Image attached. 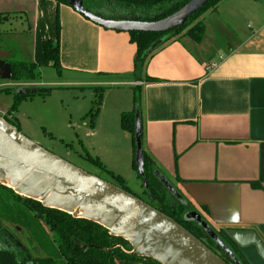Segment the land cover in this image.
<instances>
[{"label": "crops", "instance_id": "1", "mask_svg": "<svg viewBox=\"0 0 264 264\" xmlns=\"http://www.w3.org/2000/svg\"><path fill=\"white\" fill-rule=\"evenodd\" d=\"M0 13L27 19L30 60L39 66H49L42 43L54 39L57 17L65 82L54 84L102 90L88 134L107 148L98 154L105 168L123 181L134 171L132 140L119 117L132 111L137 91L150 170L167 175L211 227L250 230L264 244V0H222L204 15L199 43L183 36L156 47L137 71L128 33L96 26L67 5L0 0ZM218 58L215 69H205ZM122 134L129 140L120 155ZM238 249L248 264H264L254 246Z\"/></svg>", "mask_w": 264, "mask_h": 264}, {"label": "trees", "instance_id": "2", "mask_svg": "<svg viewBox=\"0 0 264 264\" xmlns=\"http://www.w3.org/2000/svg\"><path fill=\"white\" fill-rule=\"evenodd\" d=\"M54 1L67 5L64 0ZM188 1L190 0H82V6L92 14L104 19L156 22L178 11ZM221 1L209 0L198 11L188 17L184 25L165 33H128L130 43L136 47V71L137 67L140 69L152 55L155 49L150 52H148V49L157 41L160 42L157 46L159 47L185 36L193 42L199 43L204 35V15L213 12ZM8 18L9 14L0 13V24L6 22ZM42 50L45 62L60 75L57 17L55 37L54 39L44 40ZM0 60L10 65L12 73L10 81L13 83H30L39 76L34 63L17 60L14 53L10 49H3L1 44ZM98 90L101 91L98 102L101 106L102 90ZM3 93L13 94V104L7 111V117L4 121L19 132L12 117L17 104L28 98L45 96L49 91H37L23 87L20 90L16 88L13 91L6 89ZM95 112L94 115L90 116L91 128L94 125L98 110ZM137 113L140 117V97L139 93L134 91L132 111L123 113L120 116V127L130 134L133 151H135L134 126ZM88 160L101 168L114 182L113 185L130 193L122 178L106 170L97 158L93 160L88 157ZM132 167L136 173L134 153ZM143 170L144 176H137V178L142 180V196L145 197V200L130 194L178 223L225 263L230 264L229 257L215 245L196 223L184 220L183 216L187 211L184 201H179L168 195L166 188L157 180L154 171L150 170L147 165L144 153ZM143 180H145L146 186H144ZM1 221L22 229L41 256L32 258L27 255L26 250L8 232V229L1 227ZM212 229L231 249L241 264H248L238 247L226 234L227 229H215L213 227ZM0 239L3 243L0 246V264H158L151 259L136 256L132 253V249L127 242L110 236L108 231L101 226L84 219L73 218L59 210L44 208L39 202L18 196L11 189L2 185H0Z\"/></svg>", "mask_w": 264, "mask_h": 264}, {"label": "water", "instance_id": "3", "mask_svg": "<svg viewBox=\"0 0 264 264\" xmlns=\"http://www.w3.org/2000/svg\"><path fill=\"white\" fill-rule=\"evenodd\" d=\"M83 19L116 32L165 33L182 26L188 17L209 0H190L178 11L156 22L112 20L98 17L82 6V0H64ZM153 43L148 52L156 49ZM11 68L0 60V81H10ZM23 87H18L20 90ZM134 131L136 174L144 176L141 126L138 113ZM159 182L172 194H179L159 172ZM145 180H143L144 186ZM0 185L16 195L39 202L73 218L93 222L112 237L127 242L132 253L158 264H227L178 223L115 185L69 164L36 145L5 121L0 120ZM196 223L231 260L241 264L220 236L196 211L184 215ZM228 237L239 248L254 246L264 262V244L250 230L228 229Z\"/></svg>", "mask_w": 264, "mask_h": 264}, {"label": "rangeland", "instance_id": "4", "mask_svg": "<svg viewBox=\"0 0 264 264\" xmlns=\"http://www.w3.org/2000/svg\"><path fill=\"white\" fill-rule=\"evenodd\" d=\"M19 15L17 13L9 14L8 20L0 24V44L3 49H10L17 60L32 62L30 60L32 37L26 28L28 26L26 25L27 19L20 18ZM36 67L39 76L35 81H32V84L35 85L27 87L37 91L48 90L49 93L45 96H35L22 100L17 104L12 117L19 133L86 173L108 183H114L101 168L88 160V157L93 160L97 157L99 162L103 164L98 154L108 152L98 137H92L88 134L90 116L98 110L96 120L101 109L98 103L101 91L97 88H74L55 85V82H65L63 81L64 77L59 75L51 66L36 64ZM25 86L24 82L0 81V119H3V121L6 119L7 111L13 104V94H5L3 91L6 89L13 91L18 87ZM122 137L124 138H121L115 145L120 155H122V149L127 148V140H129V136L125 134H122ZM123 143H125V146L122 145ZM102 158L105 162L107 157ZM121 160L122 158L115 159L120 166L122 165ZM123 176L130 193L145 200V197L142 196V180L137 178L136 173L129 171V174ZM162 176L171 181L164 173ZM170 184L176 186L171 182ZM1 224V227L7 228L8 232L23 246L27 255L32 258L41 256L22 229L9 225L4 221H1ZM1 245H3L2 241H0Z\"/></svg>", "mask_w": 264, "mask_h": 264}, {"label": "flooded vegetation", "instance_id": "5", "mask_svg": "<svg viewBox=\"0 0 264 264\" xmlns=\"http://www.w3.org/2000/svg\"><path fill=\"white\" fill-rule=\"evenodd\" d=\"M156 177V176H155ZM158 180V179H157ZM159 181V180H158ZM167 193L169 196H172L173 198L179 200V201H184V205L187 207V211L184 213V215L190 211H195L188 203L187 201L178 193L177 189H175V191L179 194V198H177L175 195H172L167 189H166ZM184 217V216H183ZM234 243V242H233ZM235 244V243H234ZM238 247V246H237ZM230 249V248H229ZM231 250V249H230ZM230 264H232L231 260L229 259Z\"/></svg>", "mask_w": 264, "mask_h": 264}, {"label": "built area", "instance_id": "6", "mask_svg": "<svg viewBox=\"0 0 264 264\" xmlns=\"http://www.w3.org/2000/svg\"><path fill=\"white\" fill-rule=\"evenodd\" d=\"M219 62H220L219 58L217 60H215V61L209 62V63L206 64L205 69L206 70H213V69H215L218 66ZM0 120H3V119H0Z\"/></svg>", "mask_w": 264, "mask_h": 264}]
</instances>
